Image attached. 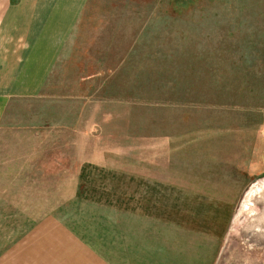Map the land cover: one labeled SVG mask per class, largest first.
<instances>
[{
  "label": "rangeland",
  "instance_id": "obj_1",
  "mask_svg": "<svg viewBox=\"0 0 264 264\" xmlns=\"http://www.w3.org/2000/svg\"><path fill=\"white\" fill-rule=\"evenodd\" d=\"M70 44L57 69L106 67L98 93L135 103L120 109L121 117L134 109L137 135L185 133L181 160L168 150V176L196 185L133 186L128 175L86 165L73 200L57 192L56 220L112 264H264V0H88ZM121 130H130L127 120ZM209 130L215 141L194 142ZM40 204L44 213L53 203ZM141 209L162 216L146 225L148 255L141 245L130 253L128 233L109 244L108 220L128 232ZM38 221L0 219V257L33 250L16 244ZM50 245H35L40 264L74 260L63 243Z\"/></svg>",
  "mask_w": 264,
  "mask_h": 264
},
{
  "label": "crops",
  "instance_id": "obj_2",
  "mask_svg": "<svg viewBox=\"0 0 264 264\" xmlns=\"http://www.w3.org/2000/svg\"><path fill=\"white\" fill-rule=\"evenodd\" d=\"M87 2L0 0V219H39L16 244H31L33 250L16 258L0 257V264H40V256H34L35 245H53L56 240L64 244L66 259H74L65 264H112L97 246L76 234L75 226L69 229V223L66 227L56 220L57 192L62 193L60 200H73L86 165L128 175L114 178L127 179L133 186L196 185L179 174L169 177L173 166L168 164V150L181 160L178 155L184 153V132L168 134L157 129L137 135L131 126L136 118L132 113L135 103L98 93L104 88L106 67L57 69L63 56L67 57L72 33L82 20ZM108 71L113 76L120 67L114 65ZM122 102L132 105L128 116L121 117ZM121 119L127 120L130 130L122 132ZM201 137L194 142L211 144L216 140L211 130ZM170 143L175 147L169 148ZM42 201L53 204L46 205L44 213L36 212L41 210ZM26 208L31 213L26 214ZM135 214L141 223L134 219L132 223L138 227H131V223L128 232L116 228L117 221H106L108 241L117 245L122 241L120 235L128 233L130 253L141 245L148 255L151 238L146 225L162 220V216H151L143 209ZM102 222L95 218V225ZM167 224L163 221L160 225Z\"/></svg>",
  "mask_w": 264,
  "mask_h": 264
}]
</instances>
